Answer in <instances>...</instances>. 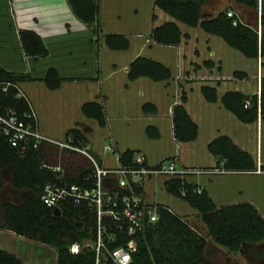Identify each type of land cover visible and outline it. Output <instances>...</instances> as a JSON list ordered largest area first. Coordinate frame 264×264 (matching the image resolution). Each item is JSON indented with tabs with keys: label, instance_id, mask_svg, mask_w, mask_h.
<instances>
[{
	"label": "trees",
	"instance_id": "1",
	"mask_svg": "<svg viewBox=\"0 0 264 264\" xmlns=\"http://www.w3.org/2000/svg\"><path fill=\"white\" fill-rule=\"evenodd\" d=\"M201 1L153 0L158 7L174 18L188 25L198 24L203 29L220 35L226 42L247 55L257 56L259 49L262 52L264 0H260L262 27L260 38L256 27L240 19L236 12L233 15L227 14V8H221L213 15L201 16ZM238 1L255 8L257 6V0ZM69 2L77 15L90 25L93 31H98L97 2L95 0H69ZM234 16H238L236 22L232 21ZM149 33L153 40L164 43L178 42L181 38L180 27L172 18L154 24ZM18 34L26 53L33 55L47 53L46 44L34 29L21 27L18 29ZM182 34L187 35V32ZM104 39L114 47L127 44L125 34L118 31L105 32ZM203 61L208 65L213 62L210 57ZM50 70L52 71L53 68ZM50 70L45 77L49 85L53 86L52 79L48 77ZM139 74L163 78L170 75V69L161 61L139 53L129 61L127 75L134 77ZM26 77H30L28 72L12 70L0 64V80L9 81L6 89L0 90V104L13 106L18 114L29 108L28 99L22 94H17V82ZM200 87L206 98L212 99L215 96L214 85L203 83ZM245 97L248 96L237 89H227L221 95L226 107L233 110L241 119L248 120L256 116V93L250 95V102L246 106L243 105ZM179 98L180 100L172 106L173 129L181 139L194 137L196 123L182 103L186 99L184 90L179 94ZM81 107L103 123L101 103L97 99L85 100ZM69 133L72 135V141L76 139L85 141L83 134L77 129L70 128L66 134ZM49 142L42 139L36 145L27 144L25 147H20L10 144L0 129V171L10 167L11 183L19 185V188L21 187L19 194L24 195L19 203L10 201L1 203L4 223L17 232L55 243L58 249V264H92L93 250L83 242L93 236L94 212L84 204L76 205L66 199L60 202L61 214L53 215L51 206L45 205L39 197L45 181L59 183L76 181L89 185L92 177L88 176V173L92 164L86 157H75L70 160L60 157L61 150L65 149L53 146V153ZM208 145L212 151L225 157L223 164H226L227 168L249 169L255 165L249 152L238 146L227 134L214 136L208 141ZM133 150L132 147L124 148L120 151V158L129 161ZM71 152L78 151L71 150ZM56 163L61 166L58 170L51 166ZM164 184L167 190L186 198L198 209L210 237L191 226L169 205L161 203L157 207L158 217L146 223L143 230L137 231V245L127 264H231L205 255L204 249L210 239L229 250L241 251L245 250L244 245H247L249 250V246L253 243L261 242L262 245H255L250 249L254 254L264 257V217L251 201L241 200L217 205L205 189L192 191L190 189L192 181L182 180L178 175L165 178ZM181 184L188 188L183 195L179 193ZM122 236L119 235L111 244L121 242ZM72 240L81 243L79 249L68 248ZM0 264H25V262L13 252L0 249Z\"/></svg>",
	"mask_w": 264,
	"mask_h": 264
},
{
	"label": "rangeland",
	"instance_id": "2",
	"mask_svg": "<svg viewBox=\"0 0 264 264\" xmlns=\"http://www.w3.org/2000/svg\"><path fill=\"white\" fill-rule=\"evenodd\" d=\"M102 2L100 11L101 29L125 31L129 44L127 47L112 48L104 38L100 39L101 46L99 47L98 55H95L94 59L99 62L101 69L100 80L104 79L102 87L107 86L109 88L108 97L103 100V103L110 128L107 123L102 125L95 119L89 118L92 128L86 132L88 138L93 148L103 157L105 163L115 164L112 150L103 149L102 147L103 142L106 140L105 133L108 129H111L113 135L115 134L120 147L122 146L121 141L124 142L126 140L131 143V146L139 147L145 151L152 161H156L163 156L173 155L177 153L176 138L171 134L168 107L172 106L175 102L172 103V101L178 98L176 82L171 76L168 84L162 83V86H167V92L164 96H161L156 111L162 123L167 122L168 124L158 136L150 137L144 131V125L150 119L145 116H137L142 113L140 103L143 101L149 87L142 81H136L140 79L129 81L130 78L127 77L123 64L128 62L131 54L139 47L141 41H144V35L132 34L130 29L137 25V22L134 21L135 17L141 19L140 24L145 23L146 18L151 17L152 7L150 0H102ZM205 3L219 6L226 4L227 0H205ZM133 6H137L138 10L135 11ZM237 6L243 20L255 23V17H257L260 21L259 1L257 9L254 6L243 3H237ZM182 24L184 27L186 26L184 23ZM188 28L191 30L192 35L187 40L183 38L179 44L180 51L184 49L187 57H193L199 61L203 57L211 56L216 63H220V66L218 67L216 64L213 66L211 71L214 75L211 79H208L209 82L215 84L214 94L216 97L214 96L210 101L203 96L200 89L202 79L188 81V83H192L194 90L190 92L186 104L189 105L193 117L198 122V131L194 138L179 140V163L200 167L218 164L226 167V164L224 165L223 161H221L222 155L214 153L208 145V141L213 136L222 132L231 134V139L245 148L254 161L256 153H259L264 163V21L263 49L262 52L259 49L257 56L243 53L237 47L226 42L220 35L208 32L199 25L188 26ZM145 29H147V26ZM146 36L150 38L149 33ZM144 43L142 44L141 53H151L153 56L167 59V61L171 62L170 67L172 72H174L175 47L159 45L150 49L148 41ZM73 46H76V44H73ZM195 46L199 50L198 54L194 51ZM211 50H213V53H211ZM85 61L87 63L91 61V58L85 57ZM114 67L116 71L103 78ZM235 69H243L245 72L244 76L240 78ZM139 78L148 79L146 76ZM158 82H163V80ZM182 82L185 86L187 85V81ZM25 83L29 87L30 81L25 80ZM23 85L24 83L20 84L21 87ZM257 85L258 90H256ZM228 88L239 89L248 97L257 91V99L259 94L261 106L258 120H256V116L248 120H242L223 104L221 95ZM90 89H92V86H90ZM190 89V87H187V90ZM78 95V99L84 98V93L78 92ZM36 96H39L38 91ZM63 97V95L61 97L53 94V97L50 98L52 100L46 106L47 110L46 107L42 106L43 110L39 114L40 122L47 125L48 129L54 131L51 134L59 139L66 138L65 125H63L67 119H64L66 111H68V121L72 117H84L80 105L75 100V96H73V101L71 100L68 103V98L65 103L62 102ZM167 175L168 173L166 172L156 173L145 180L144 188L147 196L151 200L168 204L173 211L186 218L196 229L206 234L209 238L207 228L197 213V209L186 198L166 189L164 179ZM185 178L191 179L193 184L198 183L204 186L218 204L249 200L264 217V171L255 172L245 169L194 171L186 173ZM195 213L197 214L195 215ZM255 245L259 246L262 243L256 242L249 247L252 249ZM46 246H48L47 251L50 250L49 254H51L52 244ZM244 248V251L229 250L210 239L205 246L204 252L211 259L231 264H264V257L259 256L260 254H254L250 248L248 250L247 245H244Z\"/></svg>",
	"mask_w": 264,
	"mask_h": 264
},
{
	"label": "crops",
	"instance_id": "3",
	"mask_svg": "<svg viewBox=\"0 0 264 264\" xmlns=\"http://www.w3.org/2000/svg\"><path fill=\"white\" fill-rule=\"evenodd\" d=\"M95 1L97 2V5H98V25H99V29L96 32L93 31L91 29V26L86 24V22L83 21L79 17V15H77V13L74 11L69 0H0V64L12 70H16V71L23 70L24 72H28L30 77L23 78L17 82V85H18L17 92L18 91L23 92L22 95L28 99L30 105L33 107V109L36 112L39 129L43 133L49 136L54 137L51 134L54 131L48 129L47 125H44L40 122L41 118L39 114L43 110L42 106L46 107L48 103L52 100L50 98L53 97V94H55V96L60 95L61 97L63 95L64 97H63L62 102L64 103L66 102L67 98H68L67 103L71 100L73 101V96H75L76 97L75 100L77 104L80 105V107L82 106V103L85 100L97 99L101 103V110L103 113V123L99 122L97 118L86 113L82 109V107H81V110H82L84 117L83 116L79 118L72 117L71 120L68 121L67 120L68 111H66V115L64 116V119L65 118L67 119H66V123L63 124L65 125V130H64L65 136H66L65 139L72 136L70 133L69 135L66 134L67 130H69L70 128L77 129V131L83 134L85 141L88 142L89 144V148L98 157L101 163L108 165L111 163H105L103 161V157L99 155L98 152L93 148L91 141L89 140L86 132L92 128L89 118L95 119L99 124H102V125L104 123H107L108 127L110 128L108 118L105 115L106 110H105L104 103H103V100L108 97L109 88L107 86H105L104 88L102 87V81L104 79L102 81L100 80L101 78L99 77V75H100L101 69L99 67V62L95 61L94 56L98 55L99 47L101 46L100 39L104 38V33L114 32L117 30L107 31V30L101 29L100 11H101V6L103 2L102 0H95ZM258 1H259V8H260V0H257V6H258ZM150 3L152 7V12L150 15L151 17L146 18L145 23L143 22L142 24H140L141 19L138 17H135L134 21L137 22V25L133 26L130 29V32H132V34H136L138 36L144 35V41L142 40L141 43L139 44V47L135 49V51L131 54L128 62L123 63L126 75H127V66L129 64V61L135 55L142 52L141 51L143 47L142 44L145 41H148V44L150 45V49H152L154 46H159V45L175 47V60H174L175 68L173 70L174 72H172V68L170 67L171 66L170 61H167V59L165 60V58L163 59L162 57H159V56H153L151 55V53L150 54L145 53V55L151 56L161 61L166 66H168L170 69V75L167 77H163V78H153L146 74H139L134 77H129L127 75V77L130 78L129 81L140 79L136 81H142V83H144L147 87H149V90L148 92H146V95L144 96L143 101L140 103V109L142 110V113L138 114L137 116H140V117L145 116L150 119L144 125V131L146 132L148 136L156 137L160 134L162 129H164L168 123L167 122L162 123V121L159 119V116H157L156 110L158 108V102L161 96L162 95L164 96L165 93L167 92V86L166 85L162 86V83L168 84L169 77L172 76L174 81L176 82L175 85H176L177 96H178V98L174 99L172 103L174 101L177 102L178 100H180L179 94L181 93L182 90H184L186 99L182 103L187 113L196 123V131L194 135L195 137L198 131V122L195 119V117H193L190 111L189 105L186 104V102L189 99L190 92L194 90V86L192 85V83H188V81L192 79H202L201 84L208 83V84L214 85V87H215V84L208 81V79H211L212 77L201 78V77H196V76H193V77L184 76V77H179L177 78V80H175V71L177 69L176 60L178 59L179 70L183 74H195V75L213 74L211 71L213 66L216 64V66L219 67L220 63L218 62L216 63L215 59L211 56H207L213 60V62H211V65L204 63L203 60L207 57H203L201 61L193 57H189V56L187 57L184 49L180 51L179 44L182 42L183 38L184 40H187L191 37L192 33H191V30L188 28V26H195V25H188L185 22L181 21L180 19L174 18L169 13L165 12L160 7H158L153 2V0H150ZM237 3L247 4L245 2L238 1V0H227L226 4L216 6L212 4L208 5L205 3V0H202L200 4L201 16L213 15L221 8H231L237 13L239 18L242 19L238 12L239 8L237 6ZM257 6H256V9H257ZM133 8L135 9V11L138 10L137 6L135 7L133 6ZM171 18L174 19L180 27V30H181L180 40L178 42H168V43L158 42V41L153 40L149 33L151 30V27L154 24L160 23L164 20L171 19ZM255 18H256L255 23H250L248 21L246 22L256 27L259 33L258 38H260L262 27L260 25L259 19L257 17ZM182 23H184L186 26L184 27ZM146 26H147V29H145ZM21 27L32 28L36 32H38V34L41 36L42 40L47 46V49H48L47 53L43 55H33L31 53H26L22 48L20 37L18 34V29ZM118 32H122L126 35L125 31L118 30ZM183 32H187V35L182 34ZM147 33H149L150 38L146 36ZM73 44H76V46H73ZM128 44H129V40H127L126 45L120 46V47H127ZM109 46L112 48H120V47H114L111 45ZM194 51L197 52V54L199 53V50L196 46L194 47ZM211 53H213V50H211ZM85 57L91 58V61L86 63ZM51 67L53 68L52 71L50 70L52 69ZM47 69L48 71L50 70V72L48 73V75L50 76L48 77L52 79L51 82L54 83L53 86L49 85V83L46 80L47 77H45V75L48 72ZM235 70H236L235 72L238 74L240 78L244 76L245 72L243 69H235ZM115 71H116L115 67L114 69L113 68L110 69L104 75L103 78H105L108 75H111ZM142 76H146L148 77V79L139 78ZM25 80L30 81L29 87L25 83ZM91 80L92 82H90ZM162 80L163 82H158ZM182 81H185V82L187 81V85L185 86V84ZM257 82H258V77H257ZM21 83H24L22 87L20 86ZM90 86H92V89H90ZM187 87H190L191 89L187 90ZM256 90H258V85L256 87ZM37 91H38L39 96H36ZM78 92L81 94L84 93L83 99L80 100L77 98V96L79 97ZM89 93L92 95H90ZM85 94H89V95H85ZM203 96H205L204 93H203ZM206 99L209 101L211 100L208 98ZM256 102H257L256 103V120H258L259 110H261V106H260L259 94H258V99H257V91H256ZM172 106L170 107L172 108ZM170 107H168L169 112L171 111ZM46 110H47V107H46ZM231 111L234 112L233 110ZM169 125L171 129V134H173L172 136L176 138V141H175V146L177 148L176 154L179 160L178 147L180 144L179 140L181 138H179L176 135L173 129V108H172V112H170ZM147 126H149V128ZM109 134L113 136V139L116 144V149L118 151H121L126 147L140 149L139 147L131 146L130 145L131 143H128V141L126 140H124V142L121 141L122 146L120 147L119 141L117 137L115 136V134L113 135L111 129H108L105 133L106 140L108 139ZM218 134H227L231 138V134L229 133L222 132V133H217L216 135ZM194 137H191V138H194ZM54 138L59 139L58 137H54ZM184 139H188V138H184ZM49 143L51 144L50 149L54 153V150H53L54 147L55 146L57 148L59 147L58 145L54 143H51V142ZM235 143L238 146H240L237 142ZM102 147H103V144H102ZM64 149H65L64 151L61 150V153L59 154V156L60 157L63 156V158H65L66 160L74 159L75 157H84V158L86 157L80 152L74 153V152H71V150L68 148H64ZM112 153L114 155V152ZM72 154H77L78 156L77 155L75 156ZM146 157L148 161L153 162L151 159H149L147 155ZM224 159L225 157L222 156L221 161H223ZM258 161L260 162V165L264 167L263 165L264 163H263V160L261 159V156L259 155V153H256L255 162H254L255 165ZM11 175H12V170L10 167H8L6 170L3 169L0 171V178H1L0 249H5V250L13 252L22 261H24L25 264H58V249L55 243L49 242V241H43L31 235L17 232L13 230L12 228H10L9 226L5 225L3 207L1 203L3 201L19 203L20 199H22V197L24 196L23 194H19V189H21V187L19 188V185H12ZM152 176L153 174L147 177V179L151 178ZM170 176H171L170 174L167 175V177H170ZM185 179L188 181H192L191 179H187V178ZM201 187L207 191V189L204 186H201ZM207 193L214 200V197L208 191ZM145 195L147 198H149L146 194V191H145ZM214 202L217 205L220 204V203L218 204L215 200ZM59 210L61 214V206L59 207ZM51 211H52V207H51ZM197 213L200 215V212L198 211V209H197ZM197 213H195V215ZM52 214L56 215L53 213V211H52ZM184 219L191 226L194 227V225L191 224L186 218ZM49 244H52L53 246L52 249L50 248L51 254H49L50 250L47 251L48 246L46 245H49Z\"/></svg>",
	"mask_w": 264,
	"mask_h": 264
},
{
	"label": "built area",
	"instance_id": "4",
	"mask_svg": "<svg viewBox=\"0 0 264 264\" xmlns=\"http://www.w3.org/2000/svg\"><path fill=\"white\" fill-rule=\"evenodd\" d=\"M227 14L233 15L235 11L227 8ZM238 16L232 18L236 22ZM148 38V37H147ZM175 80L179 77H212L213 74H183L179 70L178 59ZM9 81L0 80V90H5ZM23 94V92H17ZM250 102V97H245L243 105ZM171 108V107H170ZM172 112V108L170 109ZM0 129L6 140L13 145L25 147L27 144L36 145L39 140H48L59 148L76 150L90 161L92 168L88 176L92 177L89 185L76 181L56 182L45 181L41 187L39 197L47 206H59L61 201L69 199L73 204H84L94 212L95 224L93 236L83 242L93 250L92 264H127L131 260L132 251L136 248L137 231L143 230L146 223L158 217L157 207L162 203L146 197L144 182L152 174L166 172L171 176H180L185 179L189 172L225 171L232 168L219 166L200 167L179 163L177 154L167 155L156 161L147 160L146 154L140 149L132 151L129 161L120 158V151L116 149L113 136L109 134L103 143V149L108 148L114 152L115 164H102L98 157L91 151L86 141H72V136L67 139H57L43 133L38 126L36 112L29 103V108L18 114L11 105L0 104ZM44 164V162H42ZM58 170L60 164H52ZM250 171H264L258 161ZM106 179V180H105ZM139 187V189H137ZM188 188L181 184L179 193L183 195ZM192 191H200L201 185L194 183L190 186ZM123 235L121 242H111ZM81 243L72 240L68 244L70 250L79 249Z\"/></svg>",
	"mask_w": 264,
	"mask_h": 264
},
{
	"label": "water",
	"instance_id": "5",
	"mask_svg": "<svg viewBox=\"0 0 264 264\" xmlns=\"http://www.w3.org/2000/svg\"><path fill=\"white\" fill-rule=\"evenodd\" d=\"M52 211L54 214L59 215L60 214V210L59 207L57 205L52 207Z\"/></svg>",
	"mask_w": 264,
	"mask_h": 264
}]
</instances>
